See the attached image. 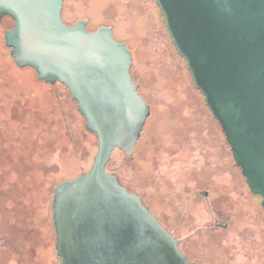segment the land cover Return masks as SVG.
<instances>
[{"label": "rangeland", "instance_id": "1", "mask_svg": "<svg viewBox=\"0 0 264 264\" xmlns=\"http://www.w3.org/2000/svg\"><path fill=\"white\" fill-rule=\"evenodd\" d=\"M62 11L67 24L85 18L88 30L112 27L131 52L132 80L151 108L133 153L115 149L107 171L139 194L197 264H264L260 197L232 157L223 170L219 125L154 0H65ZM12 24L9 17L0 22V264H60L54 187L90 169L97 137L63 84L15 64L3 35ZM218 219L227 227L217 228Z\"/></svg>", "mask_w": 264, "mask_h": 264}, {"label": "water", "instance_id": "2", "mask_svg": "<svg viewBox=\"0 0 264 264\" xmlns=\"http://www.w3.org/2000/svg\"><path fill=\"white\" fill-rule=\"evenodd\" d=\"M64 0H0L13 21L4 44L15 64L63 84L97 137L90 169L54 187L60 264H195L139 194L108 172L115 149L133 153L150 106L132 80L131 52L110 26L67 24ZM193 86L264 210V0H154Z\"/></svg>", "mask_w": 264, "mask_h": 264}, {"label": "flooded vegetation", "instance_id": "3", "mask_svg": "<svg viewBox=\"0 0 264 264\" xmlns=\"http://www.w3.org/2000/svg\"><path fill=\"white\" fill-rule=\"evenodd\" d=\"M64 3H65V0L63 1V5H64ZM63 12V11H62ZM83 19H85V18H83ZM3 20V19H2ZM1 20V21H2ZM13 25V24H12ZM12 27V26H11ZM10 27V28H11ZM9 28V29H10ZM87 28H88V26H87ZM112 28V27H111ZM97 29V28H96ZM95 29V30H96ZM95 30H89V31H95ZM5 31V30H4ZM133 82L135 83V84H137L138 85V89H139V84L137 83V82H135L134 80H133ZM139 92V91H138ZM145 99V98H144ZM150 106V105H149ZM151 109V108H150ZM150 112H151V110H150ZM149 116H150V114H149ZM149 116L147 117V119L149 118ZM212 116V115H211ZM213 118V117H212ZM147 119H146V121H145V124H144V126H143V129H144V127H145V125H146V122H147ZM213 120L217 123V121L213 118ZM218 124V123H217ZM219 125V124H218ZM142 129V130H143ZM219 129H220V131H221V128H220V126H219ZM142 132V131H141ZM221 133H222V135H223V138H224V141L222 142L221 140V147H220V150L223 152V170L224 171H229L230 170V166H231V157H232V155H231V150H230V147H229V145H228V143L226 142V140H225V137H224V134H223V132L221 131ZM220 133V134H221ZM141 135V134H140ZM210 163V162H209ZM209 163H206L207 164V166H209ZM238 168V167H237ZM129 191H131V190H129ZM131 192H133V191H131ZM200 194H202V195H204V196H206L207 195V191L206 190H199L198 191ZM136 193V192H135ZM251 193V192H250ZM256 196H258V195H256ZM259 197V196H258ZM143 202V201H142ZM143 204L145 205V206H147V208H148V204H146V203H144L143 202ZM263 209V208H262ZM149 210V209H148ZM264 211V210H263ZM157 218V217H156ZM227 224H228V222H226V221H223V220H221V219H218L217 221H216V223H215V226L218 228H225V227H227ZM170 233V232H169ZM172 235H173V233H172ZM173 237L175 238V236L173 235ZM176 240H177V242H178V247H179V249L181 250V252L185 255V257H186V259L188 260V261H190V262H193V263H195V264H197L196 262H195V260H193V259H191L190 258V256L188 255V253L183 249V247H182V245H181V242H180V240H178L177 238H175Z\"/></svg>", "mask_w": 264, "mask_h": 264}]
</instances>
